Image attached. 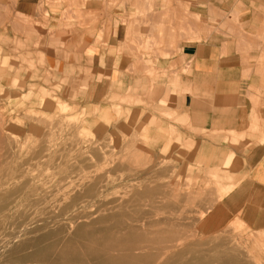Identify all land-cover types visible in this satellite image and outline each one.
Wrapping results in <instances>:
<instances>
[{"label":"rangeland","instance_id":"obj_1","mask_svg":"<svg viewBox=\"0 0 264 264\" xmlns=\"http://www.w3.org/2000/svg\"><path fill=\"white\" fill-rule=\"evenodd\" d=\"M19 2L26 4L20 13ZM91 3L0 0V47L23 53L27 75L37 69L39 76L29 81V92L18 83L11 88L4 80L12 78L0 75V197L10 195V209L0 215V264L33 253V237L63 229L68 235L60 237H70L113 213L115 197L144 189L171 199L169 221L181 220L172 225L182 248L196 244L208 253L211 244L244 253L247 264H264V228L246 226L224 206L233 189L225 186L228 172L221 166L227 165L206 160L180 131L176 107L162 102L161 91L103 80L92 58L83 56ZM4 27L20 31L14 36ZM43 90L53 97L40 98ZM88 187L100 200L74 201Z\"/></svg>","mask_w":264,"mask_h":264},{"label":"crops","instance_id":"obj_2","mask_svg":"<svg viewBox=\"0 0 264 264\" xmlns=\"http://www.w3.org/2000/svg\"><path fill=\"white\" fill-rule=\"evenodd\" d=\"M86 10L91 30L83 56L97 74L124 88L161 91L206 160L220 167L230 159L221 166L225 186L233 187L225 208L263 229L264 0H92ZM2 51L4 77L12 78L4 82L32 92L38 70L29 77L23 53ZM43 92L40 98L53 97Z\"/></svg>","mask_w":264,"mask_h":264},{"label":"bare ground","instance_id":"obj_3","mask_svg":"<svg viewBox=\"0 0 264 264\" xmlns=\"http://www.w3.org/2000/svg\"><path fill=\"white\" fill-rule=\"evenodd\" d=\"M0 64L5 68L3 62ZM3 68L0 75L5 74ZM17 189L12 194L19 199L21 190ZM95 190L85 188L74 201L95 204L100 200ZM164 194L146 189L135 194L128 191L112 200L113 213L102 214L95 223L79 227L70 237L66 229L33 237V253H16L14 262L8 257L10 260H2V264H247L244 253H229L211 244L208 253H201L202 247L196 244L182 248V240L176 236L179 232L174 230L181 220L175 216L169 221L171 199L167 203ZM9 196L0 197V215L10 209ZM62 233H66L64 237H60Z\"/></svg>","mask_w":264,"mask_h":264}]
</instances>
